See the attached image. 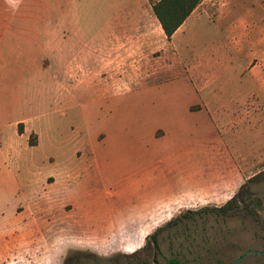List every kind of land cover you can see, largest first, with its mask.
I'll list each match as a JSON object with an SVG mask.
<instances>
[{
	"label": "rangeland",
	"instance_id": "374dc122",
	"mask_svg": "<svg viewBox=\"0 0 264 264\" xmlns=\"http://www.w3.org/2000/svg\"><path fill=\"white\" fill-rule=\"evenodd\" d=\"M42 4L0 0V18L8 19L0 36V145L9 148L8 160L0 158V264H151L146 252L133 253L160 228L154 264L171 257L233 264L248 253L236 264H264V178L251 180L264 161L243 167L241 207L220 211L228 194L208 193L214 167L196 149L228 139L224 120L195 111L197 93L180 67L207 59L221 40L223 26L215 25L224 23L214 17L232 19L234 46L244 30L250 47L264 46V0H205L171 39L154 16L152 43L114 56L120 69L104 77L95 55L65 52L69 24H57L53 59ZM81 13L76 25L95 35L102 25L95 8ZM255 60L264 63V54ZM113 74L118 81L109 86ZM221 85L227 94L241 82L227 73ZM18 119L17 129L9 125ZM246 128L233 137L238 154L257 142Z\"/></svg>",
	"mask_w": 264,
	"mask_h": 264
},
{
	"label": "crops",
	"instance_id": "0c3cea01",
	"mask_svg": "<svg viewBox=\"0 0 264 264\" xmlns=\"http://www.w3.org/2000/svg\"><path fill=\"white\" fill-rule=\"evenodd\" d=\"M41 1L48 14L40 23L43 24L42 28L46 34L44 37L46 48L54 60L58 49V22L70 25H66L62 37L65 52L74 54L80 51L79 53L85 56L95 55L96 68L102 77L105 76L104 72H109V76H112V72L120 69L119 61L114 56L125 52L136 53L146 48V44L152 43V22L154 16L156 17L152 0H39ZM85 7L95 8L94 16H98L102 22L100 29L91 37L82 27L76 25L79 17L82 16L81 10ZM195 11L188 19L195 15ZM214 18L213 24L224 23L215 25L218 29L223 26L221 40L208 48L207 59H201L200 63L192 65L185 62L180 67L185 74L189 75L197 93L193 106L195 111L212 117L218 116L224 120L225 135L228 139L220 138L214 142H201L196 150L203 154L214 167L213 189L208 193L213 197L218 193L228 194V199H231L240 191L247 179L246 170L243 167L264 161V63L255 60L264 54V46L250 47L248 30L241 32L240 45L234 46L232 19H227L225 22V18L222 20L221 16ZM187 20L182 26H185ZM227 22L230 25H227ZM160 27L163 30L161 23ZM181 27L173 37L177 35ZM7 28L8 19L0 18V36ZM254 33L256 29L253 30ZM257 38L262 39L260 36ZM74 40L79 42L75 44ZM227 73H234L241 82V87L237 91L233 90L224 94L221 90V81ZM117 81V77L115 78L113 74L112 80L107 78L106 83L112 86ZM218 102L221 103L218 105ZM19 121L21 120L18 119L9 125L17 129L16 125ZM241 125H246V133L256 138L257 142L254 148L238 154L236 150L233 151V137L239 133ZM8 149V141L0 145L1 159L8 160L5 155V150ZM160 206L166 207L170 204L165 202Z\"/></svg>",
	"mask_w": 264,
	"mask_h": 264
},
{
	"label": "trees",
	"instance_id": "16d2710c",
	"mask_svg": "<svg viewBox=\"0 0 264 264\" xmlns=\"http://www.w3.org/2000/svg\"><path fill=\"white\" fill-rule=\"evenodd\" d=\"M204 0H157L153 3V10L158 18L161 26L168 37L171 39L176 31L185 23L188 17L198 8L200 4L203 3ZM19 128H21V124H19ZM21 132V129L19 130ZM22 133V132H21ZM264 178V170L256 174L251 178ZM247 184H244L240 191L229 199L223 206L219 208L220 211L225 213H229L231 210L241 207L240 203V195ZM206 208H203V210ZM185 214L186 217L190 215ZM181 218V216H180ZM179 217L172 219L168 225H172L178 221ZM162 228L155 231L153 234L149 235L147 238V243L143 248L137 250L133 253V255L138 256L141 252H146L151 258V264L157 262V249H159V233ZM138 264H146V261L138 258ZM167 264H182V261L178 257H171L167 260Z\"/></svg>",
	"mask_w": 264,
	"mask_h": 264
},
{
	"label": "water",
	"instance_id": "95a60500",
	"mask_svg": "<svg viewBox=\"0 0 264 264\" xmlns=\"http://www.w3.org/2000/svg\"><path fill=\"white\" fill-rule=\"evenodd\" d=\"M257 252V251H256ZM254 252V253H256ZM249 254V253H248ZM248 254H245L244 256H242L241 258H238L233 264H236L238 261L244 259Z\"/></svg>",
	"mask_w": 264,
	"mask_h": 264
}]
</instances>
